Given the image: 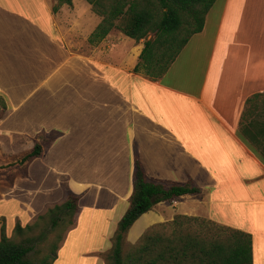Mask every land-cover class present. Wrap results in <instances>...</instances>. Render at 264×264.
<instances>
[{
	"label": "crops",
	"instance_id": "1",
	"mask_svg": "<svg viewBox=\"0 0 264 264\" xmlns=\"http://www.w3.org/2000/svg\"><path fill=\"white\" fill-rule=\"evenodd\" d=\"M54 1L0 0L6 235L70 194L74 225L53 264H104L138 161L149 182L199 193L153 205L126 243L177 216L196 218L249 234L252 264H264V164L238 135L246 100L264 94V0H215L202 31L157 79L133 72L144 40L113 28L91 43L102 17L85 0L53 13ZM184 54L186 68L172 74ZM37 144L40 154L20 163Z\"/></svg>",
	"mask_w": 264,
	"mask_h": 264
},
{
	"label": "trees",
	"instance_id": "2",
	"mask_svg": "<svg viewBox=\"0 0 264 264\" xmlns=\"http://www.w3.org/2000/svg\"><path fill=\"white\" fill-rule=\"evenodd\" d=\"M85 1L96 15L102 17L89 41L99 42L113 28L135 42L144 40L133 72L157 79L166 74L190 38L202 31L205 17L215 0ZM55 2L53 13L62 5L70 7L72 4V0ZM116 21L118 24H115ZM4 109L0 99V118ZM238 135L264 164V94H256L246 100ZM39 154L40 145L37 144L20 163ZM198 193L199 189L189 184L179 186L149 182L141 165L135 161L129 207L117 224L110 249L101 254L104 264H252L249 234L226 227L217 228L219 233L215 235L182 229V221H206L179 216L172 221L169 233L151 227L135 244L123 251L125 234L153 205ZM77 201V197L69 194L64 203L48 207L32 224L20 226L16 223L13 234L20 237L19 241L10 239L4 224H0V264H53L66 233L74 225ZM43 222L47 223L45 230L37 236L29 235ZM53 232L56 233L50 242L49 252L37 258V244L44 239L45 233Z\"/></svg>",
	"mask_w": 264,
	"mask_h": 264
},
{
	"label": "rangeland",
	"instance_id": "3",
	"mask_svg": "<svg viewBox=\"0 0 264 264\" xmlns=\"http://www.w3.org/2000/svg\"><path fill=\"white\" fill-rule=\"evenodd\" d=\"M54 4H55V1H54ZM216 7H217V5H215V8ZM186 56H187V54H184V55H181L180 57H178V59H177V61L175 63V66L172 69L173 70L172 74H179L184 68H186ZM203 67L204 66H201V65L197 66V68L195 69V73L194 74L200 76L202 74ZM14 149L17 150V152L23 151L22 148H20V146L14 147ZM3 151L5 152V149ZM15 152L16 151H14L13 153H15ZM2 155H5V153H3ZM1 210L4 211L5 209L2 208ZM13 222H14V219H13ZM16 223H19V222H16ZM182 223H183V226L181 227L182 229H187L188 228L190 230L198 231V232H201L203 234H212V235H215V234L219 233V229H217L219 227L214 225V224H211L209 222L201 223L200 221H198V222L182 221ZM15 224H14V226H15ZM14 226L11 227V226L8 225V227H11V228L7 229L8 231L10 230V234L8 235V237L10 239L14 240V241H19L20 237L15 235V234H13V230L12 229L14 228ZM46 226H47V223L46 224H44V222L40 223L37 228H35L31 233H29V235L37 236L39 234V232L45 230ZM153 227L156 228L157 230H164V232L169 233V231L172 228V225H171V223H168V224L163 225V227H159L158 225L157 226H153ZM55 233L56 232L45 233L44 239L41 240L37 244V246L35 248V252L37 253L36 254L37 258H42L44 255H46L49 252L48 248H49L50 242L53 241V239H54ZM131 245H133V244L126 243L125 241H123V251H126Z\"/></svg>",
	"mask_w": 264,
	"mask_h": 264
}]
</instances>
